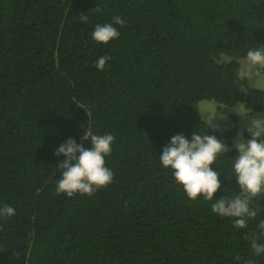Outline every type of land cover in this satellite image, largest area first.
<instances>
[{"label": "trees", "instance_id": "1", "mask_svg": "<svg viewBox=\"0 0 264 264\" xmlns=\"http://www.w3.org/2000/svg\"><path fill=\"white\" fill-rule=\"evenodd\" d=\"M116 16L120 36L95 41ZM262 46L264 0H0V207L16 211L0 218V264H264L245 239L258 220L235 228L159 159L178 134L232 147L238 118L215 132L203 101L264 113V91L238 78L239 61ZM108 133L113 182L92 196L57 194L67 160L57 149L69 139L91 149V135ZM238 155L213 165L216 199L241 191ZM256 204L264 218V198Z\"/></svg>", "mask_w": 264, "mask_h": 264}, {"label": "clouds", "instance_id": "2", "mask_svg": "<svg viewBox=\"0 0 264 264\" xmlns=\"http://www.w3.org/2000/svg\"><path fill=\"white\" fill-rule=\"evenodd\" d=\"M80 19L86 23L88 17L85 15ZM124 23L120 16H116L113 23L97 25L91 35L95 41L107 44L120 36L113 24L122 26ZM110 59V56L99 58L96 67L103 70ZM247 60L257 68L256 75H259L264 70V46L249 49ZM245 75L240 72L238 78L243 79ZM234 110L248 120L250 111L245 106L239 105ZM244 131L242 129L237 134L233 144L239 155L234 158L232 175L237 179L241 191L230 196L215 198L222 183L219 173L213 170V165L219 156L229 150L215 135L202 136L197 133L193 134L191 141L183 134L175 135L170 144L164 147L159 159L165 168L173 170L176 182L183 186L191 200L201 196L207 201L215 199L211 205L212 212L220 217L233 218L235 228L248 229L250 220H258V231H250L245 239L249 242L253 255L260 257L264 254V218L260 217L262 209L256 201L264 198V117H252L248 120L246 131L250 139L245 140ZM85 139H89L88 136L85 135ZM89 140L93 145L91 149L77 144L74 139H69L57 149V156L67 157L65 162L59 164L63 172L57 183V194L63 193L68 197L77 193L92 196L113 182L114 174L106 166L105 157L111 155L115 137L108 133L91 135ZM15 215L13 207L7 204L0 207V218ZM235 260L239 262L241 257L236 256ZM244 264L255 262L249 259Z\"/></svg>", "mask_w": 264, "mask_h": 264}, {"label": "rangeland", "instance_id": "3", "mask_svg": "<svg viewBox=\"0 0 264 264\" xmlns=\"http://www.w3.org/2000/svg\"><path fill=\"white\" fill-rule=\"evenodd\" d=\"M223 58H227L222 56ZM224 61H227L224 59ZM241 65V71L245 73L246 77L249 79L251 85L256 88L264 91V71L263 73L260 72L259 75H256L257 68L252 66L248 60H241L239 61ZM251 74V75H248ZM242 105V104H239ZM237 105V106H239ZM235 106V107H237ZM234 107V108H235ZM201 117L202 119L208 124L209 128L215 132H225L233 128L232 116H236L238 118V129L241 131L242 129L246 131L248 120L252 117H264V113H249L248 120H245L238 114L234 108H225L213 101H203L199 104ZM245 140L248 138L245 137ZM235 140V139H234ZM234 140L232 141V147L228 145V143L221 139L220 141L227 146L230 151L231 149L235 148L233 146ZM236 149V148H235ZM227 151V152H228Z\"/></svg>", "mask_w": 264, "mask_h": 264}]
</instances>
